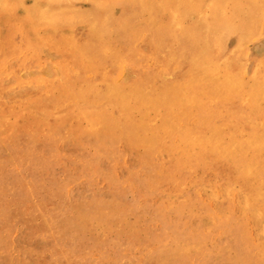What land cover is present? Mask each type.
<instances>
[{"label": "rangeland", "instance_id": "1", "mask_svg": "<svg viewBox=\"0 0 264 264\" xmlns=\"http://www.w3.org/2000/svg\"><path fill=\"white\" fill-rule=\"evenodd\" d=\"M211 1L209 7L201 10L197 0H77L75 6L80 14L99 16L103 27L106 28L107 33L102 32L98 39L95 37L93 44L88 40H84L83 43L82 39H79L87 48V53L89 50L105 53L99 61L106 72L103 81L88 69H84L85 59L80 57L82 63L70 66L72 71L68 72L69 77L64 83L65 77L61 74L59 53L64 42V34H67L65 29H68V34L73 32L75 35H83V26L77 18L59 21L57 25L62 28L60 31L51 24L38 27V14L28 15L22 9L16 10L12 18L2 15L0 64L9 62L10 65L15 64L17 67L10 70L14 77L9 74L0 75L1 126L11 136L17 128L25 129V132L30 131L28 134H33L31 136L35 137L32 146L27 143L22 144L24 150L29 149L35 153V159L23 156L18 167L8 162L1 166L0 173L7 179H12L14 173L18 172L24 181V187L35 185L36 200L46 203L47 208L53 213L67 200L82 199L79 210H68L65 214L80 230L79 238L88 241L87 245L91 242L85 252H95L97 248L108 242L122 243L126 239L125 227L129 224L135 228L133 234L136 236H134L136 241L141 242L144 238L145 231L138 225V218L144 212L139 208L138 211H130L127 208L136 202L137 195L145 194L142 187L137 188L138 193L131 180L149 174V169L141 170L138 167L145 162L146 152V147L134 139L138 132L135 130L139 125L150 121L160 124L168 107L169 112L172 110L170 114L178 109H188V103L183 97L184 89L187 91L188 88L201 95L205 94L210 100H218V113L219 110L224 113L225 107L231 104V101L226 102L229 91L223 84L227 76L236 72H239L243 83L249 88L250 103L257 102L259 106L264 105V21L261 30L254 28L241 40L240 26L241 23L251 20L247 10L252 0ZM63 2L64 0H47L44 3L45 5L62 3L56 5L61 8L57 10L53 8L50 21L59 14L63 15L61 12L62 6L65 8ZM99 3L108 4L110 8L107 12L100 11ZM22 5L27 9L31 8L32 0H23ZM218 16H221L220 19ZM128 17H131V21L125 27L123 21ZM221 19L228 22L232 29L221 38L220 42L219 35L225 29ZM17 23L24 31V37L15 29L14 25ZM105 40L106 47L102 46L104 44L102 41ZM79 48L81 46L72 47L73 50L79 51V55L76 51L75 57L86 54ZM140 56L144 57L141 63L137 61ZM123 58L124 62L121 61ZM19 60L20 64L17 65ZM255 72L258 76L263 75V82L255 76ZM175 78L179 80V85L168 84ZM154 83L155 86L152 85ZM171 88L176 89L174 92L179 97L176 101L170 102L162 95ZM47 91L51 98L41 100L42 92ZM144 91H150L151 101L146 104L140 101L139 104L138 95ZM133 94L138 99H135ZM33 100L35 107L30 106ZM136 102L138 104L135 108ZM15 111L21 112V116L15 118L13 116ZM224 117L214 119L208 115H198L182 120L185 128H182L181 132H176L174 137L173 134L165 137V142L155 143L156 152L159 148H163L167 141L184 142L182 137H187L191 130L199 127L201 123L200 144L204 146L223 144L231 136L227 133L229 130L213 136L217 129L208 124L212 121L222 124ZM98 119L102 121L100 123L102 128L116 141L115 144L104 145L99 149L96 143L82 140L83 133L86 137H93L95 134L93 128L98 124ZM261 121L264 124V117ZM164 125L170 126L171 119ZM156 152L153 157L159 162ZM258 166H261L260 162L248 160L242 164V170L248 171ZM164 167L176 180L182 179L185 175L186 180L191 176L199 179L207 177L203 169L189 174L188 169L173 161L165 164ZM214 173L222 176L225 171L219 165L215 167ZM257 174L259 172L253 175ZM233 182L234 191L231 196L236 201L242 199L243 207L232 209L231 215L238 217L239 222L243 221L252 231L253 237V233L256 234L254 221L257 223V228L262 223L264 184L255 187L240 180ZM164 183L160 184L161 188L168 186L166 182ZM59 187L60 191H57ZM122 188H124L123 192ZM182 189L185 198L194 197L195 193L191 190L189 181H186ZM224 193L223 188L214 187L206 188L197 194L202 204L205 203V206L212 208L214 197ZM239 193L243 197L238 196ZM113 194H117V200L109 203L105 198ZM203 195H205L204 199ZM98 197L102 198L101 202H99L101 199L97 202ZM99 205L112 207L114 213L120 215L121 222L118 223V220L112 223L106 216L97 218L93 212L95 206ZM161 206L165 210V207ZM260 207L263 210L262 214L256 216V211ZM145 215L144 221L151 223L153 220L151 216ZM162 215L172 219L175 217L174 213L168 210L163 211ZM40 222V218L35 219V223ZM86 222H92L93 228L85 229L83 225ZM7 223L13 229L10 245L15 251L24 243L25 229L21 223L9 218ZM111 224L113 227L107 231L105 228ZM259 238L261 239L260 236L254 235L255 240ZM72 239L75 237L67 228H63L43 240L64 242ZM76 245L80 246L78 243ZM141 245L142 243L140 248ZM152 249L154 248H143L140 251L136 250L138 252L134 251L133 254L135 257L138 254L149 257ZM210 249L215 251L216 248L211 245ZM100 256L101 253L96 258ZM44 257L46 264L49 263L50 253L41 254V258Z\"/></svg>", "mask_w": 264, "mask_h": 264}, {"label": "bare ground", "instance_id": "2", "mask_svg": "<svg viewBox=\"0 0 264 264\" xmlns=\"http://www.w3.org/2000/svg\"><path fill=\"white\" fill-rule=\"evenodd\" d=\"M76 1L64 0L65 8L62 6L61 11L63 15L59 14L58 17L50 21L53 8L54 10L61 8L56 5H62V3L45 5L44 3L47 0H32L31 8L27 9L22 5L23 0H0V23L3 20L2 15L12 18L18 9L25 10V13L28 15L38 14V27L49 26L51 24L60 31L62 28L57 25L59 21L77 18L81 26H83V35H75L70 29L71 33L68 34V29H65L67 34H64V42L61 45L59 53L60 70L61 74L65 77L64 83L67 77H69L68 72L72 71L70 66L81 64V58L83 57L85 59L83 61L84 69H88L102 80L106 72L100 66L99 61L102 60L105 53L94 50H89L87 53V48L84 47L83 43L84 40H88L90 44H93L96 40L95 37L98 39V36L102 32L107 33L106 28L103 27L99 16L93 17L88 14H80V11L75 6ZM197 2L199 9H203L204 7H209L212 1L197 0ZM109 8L108 4H100L99 6V10L103 12H107ZM247 12L251 15V20L241 23V40L249 34L250 30L252 31L254 28L255 30H261L264 21V0H252ZM220 17L218 16L219 19ZM129 21H131V17L124 19L123 26H128ZM221 22L225 26V29L219 35L218 39L220 42L221 38L225 37L229 33V30L232 29L231 25L224 19H221ZM14 27L23 34V37L25 36L19 23L14 25ZM12 30L15 32L14 29ZM79 39H82V44ZM103 42L102 46L106 47L105 42L107 41ZM73 46H81L79 50L85 51L86 54L75 57L77 49L73 50ZM77 53L79 55V51ZM143 59L144 57L140 56L137 58V61L141 63L144 61ZM121 61L124 62L125 59L123 58ZM17 62V65L20 64V60ZM22 65H24L23 62ZM16 67L15 64L10 65L9 62L1 63L0 75L6 76V74H9L14 77L10 70ZM256 72L255 76L263 82V75L258 76ZM243 82V78L239 75V72L227 76L223 85L229 91L227 94L228 101L226 102L230 103L231 101V104L225 107L224 113H221L220 110L218 113V100H210L206 98L205 94L201 95L188 88L187 91L184 89L185 93L183 91V97L188 103V109H178L170 114L172 110L169 112L168 109L170 108H167L166 105L167 112L160 124L155 121L143 122L135 130L138 132L134 136V139L146 147L144 154L145 162H142L138 167L141 170L144 168V170L148 171L149 169V174L143 178L131 180L134 185L133 187H136V189L142 187L145 194L137 195L136 202L127 208L130 211H138L139 208L144 212L138 218L139 227L145 231L141 242L134 239L135 235L133 233L135 228L129 224L125 227L124 235L126 239L122 243L108 242L102 247L97 248L95 252H85V249L90 247L91 242L87 245L88 241L79 238L78 233L80 230L72 219L65 214L68 210H79L80 203L83 201L82 199L79 201L67 200L64 205L59 206L57 211L53 213L47 208L46 203L36 200L35 185L24 187V181L18 172L14 173L12 179H7L5 175L0 173V264H46L45 257L41 258V254L46 252L50 253L51 258L47 264H264V213L261 217L262 223L258 228L256 221H254L256 234L253 233L252 237V231L249 227L243 221L239 222L238 217H234L230 212L232 209L243 207V203H241L242 199L236 201L231 196L232 191H234L233 181L240 180L247 185L255 187H260V185L264 184V124L261 121L264 117V105L259 106L257 102H255L257 105L254 102L250 103L249 88ZM168 84L177 86V84L179 85V80L175 78L172 83ZM152 85L155 86V83ZM151 89L152 86L150 85ZM167 90V93L164 92L166 97L165 94L162 97L166 101H176L179 97L174 92L176 89L171 88ZM41 96V100H49L51 98L48 91L42 92ZM67 96L69 97L70 95ZM133 96L135 99H138L135 94ZM138 97L139 104L140 101L144 104L151 101L150 91L141 92ZM137 104L136 102L135 108ZM170 104L173 105L174 103ZM30 106L35 107V100L30 102ZM21 114V112L15 111L13 116L17 118ZM198 115H208L214 119L225 116L224 119L222 118V124L212 121L208 125H212L214 126L213 128L217 129L213 136L229 130L227 133L231 135L230 138L220 145L211 146L206 144L204 146L200 144L201 123L199 127L191 130V133L187 137H182L184 142L167 141L164 147L159 148L158 152H156L155 143L165 142V137H170L172 134L174 137L176 132H181L182 128H185V125H182V120ZM169 119H171V125H164ZM97 122L99 125L96 124V127L93 128L95 132L93 137H86L83 133L82 140L87 143H96L99 149L104 145L115 144L116 141L100 125L101 119H98ZM203 126L205 127V124ZM25 131V129L17 128L12 136L8 135L2 128L0 120V168L8 162L18 167L20 159L23 156L35 159V153L29 149L24 150L22 144L27 143L29 146H32V140L35 137L31 136L33 134H28L30 131ZM155 152L158 154L159 162L156 161L157 158L153 157ZM248 160L258 161L261 163V166L243 171L242 164ZM171 161L179 163L181 167L188 169L187 172L189 174L194 171L197 172L198 169H203L207 177L199 179L191 176L186 180L185 175L182 179L176 180L164 167L165 164ZM219 165L225 171L222 176L214 173L215 167ZM257 172L259 174L253 175ZM186 181L190 182L191 190L195 193L193 194V198H190L191 196L185 198V195H183L182 188L185 186ZM162 182H166L168 186L161 188L160 184ZM214 187L223 188L225 193L221 196H215L214 206L210 208L205 206V203L202 204L200 202L197 193L206 188ZM139 189H137V192ZM121 190L123 192L124 188ZM184 190L186 191V189ZM57 191H60V187ZM127 191L129 190L127 189ZM238 196L243 197L241 193ZM116 198L117 194H113L105 199L109 203H112L116 202ZM98 201L101 202L102 198L98 197ZM161 205L165 207V210L162 209ZM111 208L101 205L95 206L93 213L97 215V218L98 216H106L109 221L114 223L119 220L120 215L114 213L113 208ZM167 210L174 213L175 217L173 219L167 215H162V212ZM262 211V207L258 208L256 216L261 215ZM145 214L151 216L153 219L151 223L144 221ZM8 218L21 223L25 229L24 243L15 251L12 250L10 245L13 229L7 223ZM36 218L41 219L39 224L35 223ZM123 220L127 221L126 219ZM129 223L131 222L129 221ZM83 226L85 229L93 228L92 222H86ZM112 227L113 225L111 224L105 229L108 231ZM63 228H67L75 239L64 242H44V238L60 232ZM254 235L260 236L261 239L255 240ZM77 243L80 246H77ZM141 243L142 248L139 247ZM211 245L216 248L215 251L210 249ZM143 248L154 249H152V254L149 257L145 254H138L135 257L134 251H140ZM100 253L101 256L96 258Z\"/></svg>", "mask_w": 264, "mask_h": 264}]
</instances>
